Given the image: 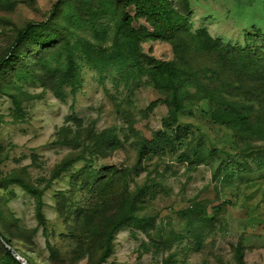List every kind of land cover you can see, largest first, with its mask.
Instances as JSON below:
<instances>
[{
  "label": "rangeland",
  "instance_id": "obj_1",
  "mask_svg": "<svg viewBox=\"0 0 264 264\" xmlns=\"http://www.w3.org/2000/svg\"><path fill=\"white\" fill-rule=\"evenodd\" d=\"M144 1L137 37L116 0H0V234L27 264H264V0H166L169 31Z\"/></svg>",
  "mask_w": 264,
  "mask_h": 264
},
{
  "label": "trees",
  "instance_id": "obj_2",
  "mask_svg": "<svg viewBox=\"0 0 264 264\" xmlns=\"http://www.w3.org/2000/svg\"><path fill=\"white\" fill-rule=\"evenodd\" d=\"M123 3V9L121 12V26L125 27L128 32L131 34L139 37V32L136 31L131 23H132V16L127 13L124 8H126L128 5L134 3V0H116ZM145 4L142 5V12L146 14L149 18L158 21L159 26L163 29V31H169L174 28V23L172 19V11L168 7V4L166 0H145ZM48 26V21L43 20L40 22H28L26 23L21 29L18 30L16 36L13 39V42L11 44V47L9 49V52H14L15 49L21 45L25 39H27L32 34H35L37 30H43ZM243 53V55L248 58L249 63L252 65H255L254 56L245 54L244 50L240 51ZM133 61L137 65L139 71H141L142 68V59L139 58L137 55L133 54ZM147 70L150 75L151 81L153 85L156 87H161L167 91V100L168 103L171 105L170 114L171 117L174 119L176 117V114L184 108L183 104V98H182V87H183V81L181 80V76L178 72V69L176 65L172 61L167 60H154L151 58H144ZM8 58H1L0 59V70L4 69L7 66ZM261 79L264 80V75L262 74ZM216 115V114H215ZM226 117V116H223ZM229 121V118H225L223 120L224 123H227ZM238 122L240 123L241 127L244 129H248L251 127L250 125V118L249 116H239ZM146 148V142H143L140 147V153ZM29 191L36 193L37 190L35 188H29ZM191 213V212H188ZM187 214V213H186ZM191 215V214H188ZM124 220H121L120 223H123ZM120 223H117L114 225L113 230L117 228ZM112 230V231H113ZM0 237L4 240L5 243L11 246V243L9 239L3 235L0 234ZM108 248L105 249L104 255L108 254ZM7 253L9 257L17 264H20L18 260L15 259V257L10 253V251L7 250ZM236 256L238 261L241 262L242 260V251L240 250V246L237 245L236 249ZM21 257H23L21 255ZM25 258V257H24ZM26 259V258H25Z\"/></svg>",
  "mask_w": 264,
  "mask_h": 264
},
{
  "label": "water",
  "instance_id": "obj_3",
  "mask_svg": "<svg viewBox=\"0 0 264 264\" xmlns=\"http://www.w3.org/2000/svg\"><path fill=\"white\" fill-rule=\"evenodd\" d=\"M8 248L11 250L13 256H14L17 260H19L22 264H27V263H25V261L23 260V258H21V257L19 256V254L15 251V249H14L13 247L8 246Z\"/></svg>",
  "mask_w": 264,
  "mask_h": 264
}]
</instances>
